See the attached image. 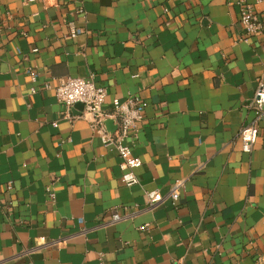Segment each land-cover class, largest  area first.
I'll return each instance as SVG.
<instances>
[{"label":"crops","instance_id":"1","mask_svg":"<svg viewBox=\"0 0 264 264\" xmlns=\"http://www.w3.org/2000/svg\"><path fill=\"white\" fill-rule=\"evenodd\" d=\"M240 1L264 24V0H0V264H264V33L246 41ZM29 68L52 88L31 93ZM68 77L106 88L105 113L148 103L126 141L136 183L58 102ZM178 180L179 202L149 209L145 193Z\"/></svg>","mask_w":264,"mask_h":264},{"label":"built area","instance_id":"2","mask_svg":"<svg viewBox=\"0 0 264 264\" xmlns=\"http://www.w3.org/2000/svg\"><path fill=\"white\" fill-rule=\"evenodd\" d=\"M25 4L35 3L36 0H21ZM240 24L246 32V41L256 35L264 33V24L259 20L254 8V4L240 1ZM82 30L74 23L70 24V36L75 38L80 35ZM37 51V50H34ZM27 74L33 84L31 93H35L40 89L50 90L52 86L46 82L41 87L37 85L39 73L29 68ZM55 94L60 104L67 109H72L76 104L84 105V111L91 117V130L108 148H114L120 156L123 170L122 182L131 185L137 182L135 170L143 164L141 158L133 153L131 146L126 144L128 139L136 140L139 137V124L143 120L148 103L138 96L129 95L124 102L114 100L113 111L105 113L103 105L106 101L108 91L104 87L95 84L92 79L68 77L60 81L55 87ZM257 120L264 117V82H259V88L254 100L253 106ZM115 122L116 129L110 131L107 126V121ZM243 151L250 153L253 150L254 143L258 137V129L254 126L245 128L242 131ZM9 184L8 188H11ZM185 187V181L178 180L174 182L168 192L163 195L159 190L147 191L145 193L149 209L156 208L166 198L172 199L177 204L180 200L182 190ZM54 192L49 189V197L54 198ZM125 211V210H124ZM132 212H121L113 210L111 221L118 222L133 216ZM149 224H146L140 229H148Z\"/></svg>","mask_w":264,"mask_h":264},{"label":"water","instance_id":"3","mask_svg":"<svg viewBox=\"0 0 264 264\" xmlns=\"http://www.w3.org/2000/svg\"><path fill=\"white\" fill-rule=\"evenodd\" d=\"M75 108L84 109V105L81 104V103H78V104L75 105ZM112 125H113V121L108 120V121H107V126H108V128H111Z\"/></svg>","mask_w":264,"mask_h":264}]
</instances>
